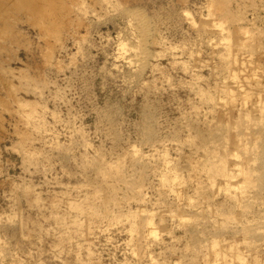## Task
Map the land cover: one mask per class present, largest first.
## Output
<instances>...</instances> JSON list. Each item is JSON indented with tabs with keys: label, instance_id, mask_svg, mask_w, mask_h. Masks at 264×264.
I'll return each instance as SVG.
<instances>
[{
	"label": "rangeland",
	"instance_id": "374dc122",
	"mask_svg": "<svg viewBox=\"0 0 264 264\" xmlns=\"http://www.w3.org/2000/svg\"><path fill=\"white\" fill-rule=\"evenodd\" d=\"M214 241L264 264V0H0V264Z\"/></svg>",
	"mask_w": 264,
	"mask_h": 264
},
{
	"label": "bare ground",
	"instance_id": "6f19581e",
	"mask_svg": "<svg viewBox=\"0 0 264 264\" xmlns=\"http://www.w3.org/2000/svg\"><path fill=\"white\" fill-rule=\"evenodd\" d=\"M225 15V14H224ZM220 25V24H219ZM244 28H246V27H244ZM220 29H222V28H220ZM240 29V28H239ZM228 32V31H227ZM245 32V31H244ZM236 38V37H235ZM240 41V40H239ZM250 42V41H249ZM224 45H225V43H223ZM228 45V44H227ZM226 45V46H227ZM230 46V45H229ZM240 47H241V45H239ZM240 47H237V49L238 50H240ZM227 51H228V49H227ZM238 52L240 53V51H237L236 53H233L232 55H230V53L228 52V55H229V59H228V62H229V70L231 71V73H232V75H233V77L235 78L236 76H238L237 75V72L239 71V69L237 70V68H238V63H239V61H238V58H237V55H238ZM242 54V53H241ZM227 62V63H228ZM223 63V62H222ZM243 63V62H242ZM251 63V62H250ZM226 67V66H225ZM224 68V67H223ZM243 68V67H242ZM245 68V67H244ZM226 69V68H225ZM246 69V68H245ZM243 72V71H242ZM239 73V72H238ZM226 78V77H225ZM236 80V79H235ZM241 80V79H240ZM231 85H233V84H231ZM228 86V85H227ZM227 86H226V88H224L223 87V91H225L226 93L228 92V95H230L231 96V99H232V97H233V93L230 91V88H227ZM229 87H232V86H229ZM221 89V88H220ZM246 89V88H245ZM242 90V89H241ZM238 93V92H237ZM238 96H239V94H238ZM241 97V96H240ZM262 100V99H261ZM243 101V100H242ZM247 101H249V100H247ZM254 101V100H253ZM227 102V101H226ZM254 103V102H253ZM260 103V102H259ZM258 104V103H257ZM254 105V104H253ZM253 108V107H252ZM255 108H256V106H255ZM261 111V110H260ZM257 118V117H256ZM228 122V121H227ZM222 161V160H221ZM205 162V161H204ZM225 162V161H224ZM202 163V162H201ZM236 163V162H235ZM204 164V163H203ZM212 165H214V163L212 164ZM214 168H216V166L214 167ZM213 168V169H214ZM216 169H219L220 170V167L218 168H216ZM239 169V168H238ZM222 170V169H221ZM220 170V171H221ZM224 170H225V167H224ZM216 171V170H215ZM226 171V170H225ZM244 171V170H243ZM242 171V172H243ZM241 172V173H242ZM248 172V171H247ZM247 172L246 173H244V175H245V180L244 181H246L247 180ZM222 173V175H224L226 178H229L230 179V177H232V176H228L229 174V171L226 173V172H221ZM220 173V174H221ZM213 174V173H212ZM237 174V173H236ZM243 174V173H242ZM250 175V174H249ZM235 177L236 176H234V179H235ZM224 179V178H223ZM244 179V178H243ZM250 180V179H249ZM243 181V182H244ZM225 182V181H224ZM232 182H233V180H232ZM214 183V182H213ZM226 183H227V181H226ZM247 183H248V181H247ZM212 184V183H211ZM223 188V187H222ZM226 188H227V191L230 189V185H227L226 186ZM241 188L243 189V187H242V185L241 186H238L237 188H235V189H239V191H237L239 194L241 193L240 192V190H241ZM232 189V188H231ZM225 190V189H224ZM242 191V190H241ZM234 193H235V191H234ZM237 194V193H236ZM238 194V195H239ZM237 196V195H236ZM148 217V216H147ZM147 223L149 224L150 222L149 221H147ZM230 254L231 255V259H229V258H227V254ZM211 255L214 257V256H216L217 258H216V260H221L223 263H228L230 260H232L235 264H249V263H251V264H254V259H250L249 260V262H247L246 261V259H245V257L237 250V248L235 247V245L234 244H227L226 246H224V247H222V245H219V242H213L212 244H211ZM215 261V260H214ZM216 262V261H215ZM213 264H217V263H213Z\"/></svg>",
	"mask_w": 264,
	"mask_h": 264
}]
</instances>
